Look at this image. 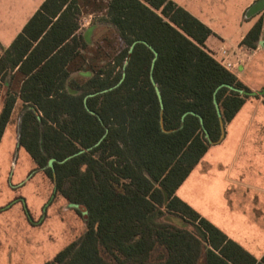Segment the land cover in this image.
<instances>
[{"label":"trees","instance_id":"1","mask_svg":"<svg viewBox=\"0 0 264 264\" xmlns=\"http://www.w3.org/2000/svg\"><path fill=\"white\" fill-rule=\"evenodd\" d=\"M89 8L108 25L96 37L80 31ZM213 34L174 0H45L0 45V142L21 101L19 145L88 213L44 264H264L177 196L252 95Z\"/></svg>","mask_w":264,"mask_h":264},{"label":"rangeland","instance_id":"2","mask_svg":"<svg viewBox=\"0 0 264 264\" xmlns=\"http://www.w3.org/2000/svg\"><path fill=\"white\" fill-rule=\"evenodd\" d=\"M210 21L224 39L237 42L256 21L249 8L258 0H174ZM40 0H0V37L13 41ZM86 9L81 32L93 27L94 36L108 25L102 13ZM96 20V24H94ZM264 20V19H263ZM235 72H238L235 70ZM243 76L257 95L264 91V51H258ZM248 97L221 145L212 146L178 197L194 209L212 215L211 206L236 208L242 214L232 237L259 258L264 254V104L255 109ZM181 198V197H180ZM211 213V214H210ZM88 213L56 195L52 179L29 153L8 137L0 151V264H44L86 230ZM238 230H235V229Z\"/></svg>","mask_w":264,"mask_h":264},{"label":"crops","instance_id":"3","mask_svg":"<svg viewBox=\"0 0 264 264\" xmlns=\"http://www.w3.org/2000/svg\"><path fill=\"white\" fill-rule=\"evenodd\" d=\"M45 0H40L39 5L35 7L33 13L31 14V17L34 15V13L39 9V7L41 6V4L44 2ZM178 3V2H177ZM179 5H181L180 3H178ZM182 6V5H181ZM184 7V6H183ZM185 8V7H184ZM187 9V8H185ZM188 10V9H187ZM189 11V10H188ZM191 12L194 16H196L197 18H199L202 22H204L206 25H208L209 27L210 25V21H205L204 19H202L199 15H197L196 13H194L193 11H189ZM256 17V21L260 18L263 17L264 19V9L262 11H260L258 14L254 15ZM30 17V18H31ZM103 17V15H102ZM29 18V19H30ZM255 21V22H256ZM81 22V21H80ZM254 22V23H255ZM96 20H94V24H96ZM254 23L241 35L240 39L237 42H234L232 40L229 39H224L223 37L219 36L218 33L216 31H213V35L208 39L207 41V47L211 50V52L213 53L214 57L219 61V57L217 52L219 51V48L221 47V45L223 43L226 44L227 47L233 48V49H237L238 55L240 56V58L245 62L244 65L240 66L238 68V72H233L235 73L239 79H241V81H243L247 86L248 83L245 80V77L243 76L244 73L248 72L251 69V63L253 62V58L254 56L257 55L258 51H264V25H263V32H262V36L260 38L258 47L256 49H251L248 48L246 46L241 45L242 40L244 39L245 35L249 32V30L252 28V26L254 25ZM106 24V23H105ZM26 25V24H25ZM107 25V24H106ZM95 27V26H93ZM93 27L90 28H86L85 31H87L88 29L93 30ZM211 28V27H210ZM82 30V26L80 31ZM84 31V32H85ZM94 35V32L93 34ZM17 36V35H16ZM96 37V36H94ZM15 39V38H14ZM13 39V40H14ZM12 43V41H4V39H2L0 37V45L3 46L4 48L9 47V45ZM233 59H237L236 56H233ZM249 87V86H248ZM251 91L255 92V89L253 87H249ZM252 96V95H251ZM254 99H256V104H255V109L254 110H258L263 104H264V93L262 95H253ZM246 103V102H245ZM245 106V104H244ZM243 106V107H244ZM242 107V109H243ZM242 109L237 113V115L235 116V118L230 121L229 123H227L225 125V130H226V136L228 138L229 135V130H230V125H234L236 118L240 115V113L242 112ZM22 103L21 101H17L11 119L9 121V123L7 124L3 137L1 139L0 142V151H1V147L3 145V143L5 142L6 138L8 137V139H10L13 143L15 142V144L17 143L19 145V134H20V123H21V116H22ZM222 141H220L217 144H214L212 146L215 145H221ZM211 146V147H212ZM19 147H21L19 145ZM210 147V148H211ZM209 148V149H210ZM209 151V150H208ZM207 154V153H206ZM205 157V156H204ZM203 157V158H204ZM203 160V159H202ZM201 160V161H202ZM200 161V163H201ZM199 163V164H200ZM199 164L196 166V168L191 172V174L189 175V177L185 180V182L180 186V188L177 190V196L179 193V190L184 187V185L186 184V182L188 181V179L191 177L192 173H194V171L197 169V167L199 166ZM53 182V181H52ZM54 184V182H53ZM55 186V184H54ZM181 199H183L185 202H187L188 204L190 203L186 197H182L180 196ZM66 200V199H65ZM67 201V200H66ZM68 202V201H67ZM69 203V202H68ZM70 204V203H69ZM228 208V207H227ZM227 208H221L219 207H214L211 206L210 208V212L212 211L214 213V210L216 211V215L213 219V217H211L212 215H206L203 211H201V209H197V211L205 218H207L209 221H211L213 224H215L218 228H220L224 233L227 234V236L229 238H231L232 240L235 241V237H232L233 235V231L234 228H232V226H234L236 223H238L237 227L242 223L241 222V218H242V214L236 211V208H231V211H228ZM211 214V213H210ZM215 214V213H214ZM236 227V226H234ZM235 230H238L237 228ZM237 242V241H235ZM238 243V242H237ZM240 244V243H238ZM243 247V246H242ZM253 255V254H252ZM263 256V255H262ZM262 256H260L259 258H261ZM257 258V257H256Z\"/></svg>","mask_w":264,"mask_h":264},{"label":"built area","instance_id":"4","mask_svg":"<svg viewBox=\"0 0 264 264\" xmlns=\"http://www.w3.org/2000/svg\"><path fill=\"white\" fill-rule=\"evenodd\" d=\"M217 54L222 65L231 72L238 70L240 66L245 64L238 55L237 49L227 47L225 43L221 45ZM233 56H236L237 59H233Z\"/></svg>","mask_w":264,"mask_h":264},{"label":"water","instance_id":"5","mask_svg":"<svg viewBox=\"0 0 264 264\" xmlns=\"http://www.w3.org/2000/svg\"><path fill=\"white\" fill-rule=\"evenodd\" d=\"M263 9H264V0H258L249 8V13L250 15L254 16ZM261 93H264V91H262ZM250 94L255 95L256 92L252 91Z\"/></svg>","mask_w":264,"mask_h":264}]
</instances>
